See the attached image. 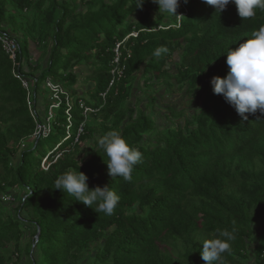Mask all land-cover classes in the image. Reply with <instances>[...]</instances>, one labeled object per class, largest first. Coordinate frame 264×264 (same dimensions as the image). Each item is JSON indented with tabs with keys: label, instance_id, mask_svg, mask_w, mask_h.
<instances>
[{
	"label": "trees",
	"instance_id": "obj_1",
	"mask_svg": "<svg viewBox=\"0 0 264 264\" xmlns=\"http://www.w3.org/2000/svg\"><path fill=\"white\" fill-rule=\"evenodd\" d=\"M136 7L0 0V32L21 44L29 31L16 65L0 41V264H205L202 243L217 228L235 235L223 264H250L253 253L264 261V113L242 120L211 84L229 71L227 51L264 25V9L243 19L234 3L219 13L205 0H180L179 16L160 15L154 0ZM29 35L42 62L32 61ZM157 48L167 51L155 57ZM80 65L92 67L89 90L77 88ZM140 74L149 87L204 94L191 111L172 107L177 121L162 127L148 107L130 105ZM48 80L60 96L44 121L37 95ZM41 123L50 132L32 141ZM112 130L142 152L131 181L108 174L98 140ZM79 165L90 188L109 184L120 196L113 215L55 189ZM17 188L26 193L12 213L4 198Z\"/></svg>",
	"mask_w": 264,
	"mask_h": 264
},
{
	"label": "clouds",
	"instance_id": "obj_2",
	"mask_svg": "<svg viewBox=\"0 0 264 264\" xmlns=\"http://www.w3.org/2000/svg\"><path fill=\"white\" fill-rule=\"evenodd\" d=\"M159 5L160 15L179 16L177 9L180 0H154ZM221 13L229 3L237 7L238 15L243 19L255 15L256 9H264V0H205ZM143 0H137V7L142 8ZM167 49L157 48L153 56L159 57ZM226 64L229 71L226 76L212 77L211 84L215 94H222L232 105L242 120H248L247 114H255L257 110L264 113V25L254 30L249 38L236 48L227 51ZM98 147L103 150L108 174L114 179L122 177L132 180L134 167L141 162L142 152L138 147L130 145L118 130L109 131L98 140ZM88 175L68 168L55 181V189L75 198L86 206L94 208L97 213L107 216L114 214L120 196L108 185L89 187ZM211 238L202 243L201 258L205 264H223L222 256L230 251V242L235 235L228 229H215Z\"/></svg>",
	"mask_w": 264,
	"mask_h": 264
},
{
	"label": "rangeland",
	"instance_id": "obj_3",
	"mask_svg": "<svg viewBox=\"0 0 264 264\" xmlns=\"http://www.w3.org/2000/svg\"><path fill=\"white\" fill-rule=\"evenodd\" d=\"M29 20L31 21L33 17L31 14L28 13ZM179 18V17H178ZM29 31H25L24 37L21 39V45L22 50L26 52L27 44L25 41V38L28 37ZM29 51L32 52L33 56H37L38 58H33V63L36 62H42L44 58V55L42 53V50H39L37 42L33 40L32 35H29ZM31 45V46H30ZM42 59V60H41ZM179 57L178 54L175 55V61H178ZM176 63H173V69H176L175 67ZM92 71L91 66H84L80 65L76 68V72L80 75V81L77 88L82 90H89L92 86V82L89 80V74ZM48 83H51V86L48 85ZM47 86L42 85L37 95V108L40 111V114L42 115V118L44 121L51 120V113H53L54 107L58 106L57 100L59 98L58 92L60 91L59 86L56 85L52 80H48ZM49 89V90H48ZM204 94V89L201 91H198L196 93L189 94L188 90H180L177 85H175V88H169L168 85H166L164 82H156V84H152L151 87L147 86L146 80L143 77L142 74L138 75L137 79L134 82L132 93H131V100L130 105L132 107H137V111L139 113V106L148 107L149 112L148 114L153 116L158 122V124L162 127L172 125V123H176V119H171L170 116V109L176 108L180 111L182 110H193L195 107H198V104L200 102V99L202 95ZM156 97L155 103L151 104L152 98ZM50 113V114H49ZM137 113V114H138ZM136 114V115H137ZM135 115V116H136ZM49 118V119H48ZM183 123V121H181ZM39 125H43L42 123ZM39 125L37 128L36 135H39L41 132H39ZM48 130H50V125H47ZM47 130V131H48ZM34 135L31 139L32 141L37 138V136ZM92 141H87L85 146H89L91 148ZM32 142L30 141L29 144H27V147L29 148L31 146ZM83 144V145H84ZM24 149V148H23ZM47 157L43 159V164L47 162ZM26 193V190L24 188H17L14 191H10L9 195H6L4 200L7 208L12 213H15V208L19 206L21 196H23ZM257 231H259V226H256ZM27 242H32V232H27ZM254 247V246H253ZM254 250V249H253ZM258 260L256 258L255 253L252 254L250 264H257ZM258 264H264V261L261 260Z\"/></svg>",
	"mask_w": 264,
	"mask_h": 264
},
{
	"label": "built area",
	"instance_id": "obj_4",
	"mask_svg": "<svg viewBox=\"0 0 264 264\" xmlns=\"http://www.w3.org/2000/svg\"><path fill=\"white\" fill-rule=\"evenodd\" d=\"M0 41L3 45L4 50L6 51V53L11 58L14 65H16L18 63V58H19V55L21 53L20 41L17 38H15L14 36H12L6 32H0ZM115 51L117 53V58H116L115 62L119 63V58L121 56L120 43L117 44ZM117 73L119 75H121V71H118ZM20 78L23 82L24 87L29 90V82L22 76ZM113 83H114V81L111 84H113ZM48 85L51 86V83H48ZM47 130H48V127L46 124L39 125V132H41L40 134H47V132H50V130H48V131ZM35 135H36V133H35ZM36 136L38 137V135H36Z\"/></svg>",
	"mask_w": 264,
	"mask_h": 264
},
{
	"label": "crops",
	"instance_id": "obj_5",
	"mask_svg": "<svg viewBox=\"0 0 264 264\" xmlns=\"http://www.w3.org/2000/svg\"><path fill=\"white\" fill-rule=\"evenodd\" d=\"M31 46V45H30ZM30 54H31V56H33V54H32V52L30 51ZM34 57H36V58H38L37 56H34Z\"/></svg>",
	"mask_w": 264,
	"mask_h": 264
}]
</instances>
